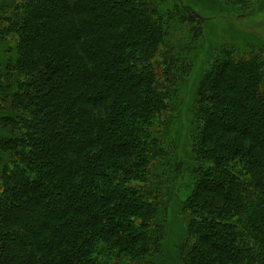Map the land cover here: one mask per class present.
Masks as SVG:
<instances>
[{"label":"trees","instance_id":"1","mask_svg":"<svg viewBox=\"0 0 264 264\" xmlns=\"http://www.w3.org/2000/svg\"><path fill=\"white\" fill-rule=\"evenodd\" d=\"M78 1L0 0V264H168L173 211L172 264H264V44L210 57L181 144L204 20ZM220 1L235 21L264 7Z\"/></svg>","mask_w":264,"mask_h":264},{"label":"rangeland","instance_id":"2","mask_svg":"<svg viewBox=\"0 0 264 264\" xmlns=\"http://www.w3.org/2000/svg\"><path fill=\"white\" fill-rule=\"evenodd\" d=\"M182 2L200 15L204 20V25H202L199 35L201 43H199V49L195 53V63L192 65L191 72L185 80L184 86H182L183 88H181L183 92L180 96H177L183 106L169 125V133L177 141L179 138L181 144L185 139L187 140L189 131H197L195 125L199 122L193 121L191 125L189 118H195L196 107L194 101H196L202 74L207 68L210 57L227 43H238L240 45L261 42L264 44V7L260 10L258 4L254 5L252 16L245 19L237 18L235 21V18L230 14H227V16L222 14L223 12L226 13V10L221 7L220 0H183ZM77 3H79L78 0ZM259 5H262L261 2H259ZM215 18L216 20H214ZM157 128L162 129L163 127L158 124ZM180 153H183L182 149ZM179 200L181 202L180 198ZM168 223L166 256L169 258L168 264H172L171 262L174 259L172 248L174 249L182 235L181 225L174 211L169 214Z\"/></svg>","mask_w":264,"mask_h":264}]
</instances>
